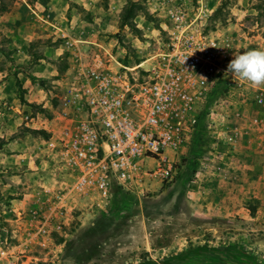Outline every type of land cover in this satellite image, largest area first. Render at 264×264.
<instances>
[{
    "label": "rangeland",
    "instance_id": "1",
    "mask_svg": "<svg viewBox=\"0 0 264 264\" xmlns=\"http://www.w3.org/2000/svg\"><path fill=\"white\" fill-rule=\"evenodd\" d=\"M197 2L0 0V264H137L203 243L220 252L189 264H264V86L231 89L210 130L213 150L196 163L185 151H167L169 161L176 155L175 174L165 183L145 178L131 212L113 217L73 194L61 231L37 233L72 179L47 149L49 135L25 124L40 127L57 113L73 51L87 45L132 67L165 47L164 9L190 11ZM205 2L212 14L204 30L232 56L225 67L234 54L264 50V0ZM66 41L77 48L68 50Z\"/></svg>",
    "mask_w": 264,
    "mask_h": 264
},
{
    "label": "built area",
    "instance_id": "2",
    "mask_svg": "<svg viewBox=\"0 0 264 264\" xmlns=\"http://www.w3.org/2000/svg\"><path fill=\"white\" fill-rule=\"evenodd\" d=\"M211 14L205 0L190 11L177 4L165 8V47L132 67L108 53L73 51L70 83L57 113L40 127L25 124L49 135L47 149L72 179L41 215L38 234L50 237L61 231L73 194L123 216L138 202L145 178L172 179L176 155L169 161L167 151H185L188 158L195 145L196 161L208 156L214 139L210 130L226 95L252 88L225 75V60L232 56L215 32L204 30ZM66 43L68 50L77 48ZM254 100L261 103V95Z\"/></svg>",
    "mask_w": 264,
    "mask_h": 264
},
{
    "label": "clouds",
    "instance_id": "3",
    "mask_svg": "<svg viewBox=\"0 0 264 264\" xmlns=\"http://www.w3.org/2000/svg\"><path fill=\"white\" fill-rule=\"evenodd\" d=\"M225 75L245 81L254 88L264 86V50L234 54L227 64Z\"/></svg>",
    "mask_w": 264,
    "mask_h": 264
},
{
    "label": "trees",
    "instance_id": "4",
    "mask_svg": "<svg viewBox=\"0 0 264 264\" xmlns=\"http://www.w3.org/2000/svg\"><path fill=\"white\" fill-rule=\"evenodd\" d=\"M34 134H41L44 137H47V133L43 131L29 130ZM199 151L197 147L194 145L191 147L188 159H186L190 163H196V157H200ZM133 209V208H132ZM130 210V212L132 211ZM113 217H120V215L113 213L110 211ZM220 252L219 248L210 247L206 243L197 246H190L185 250H182L178 253L171 254L165 257H162L158 260H152L149 258L140 260L137 264H189L197 261L199 258L212 257L214 254H218Z\"/></svg>",
    "mask_w": 264,
    "mask_h": 264
},
{
    "label": "crops",
    "instance_id": "5",
    "mask_svg": "<svg viewBox=\"0 0 264 264\" xmlns=\"http://www.w3.org/2000/svg\"><path fill=\"white\" fill-rule=\"evenodd\" d=\"M78 47L81 49V50H86V48H87V45H78ZM3 95V96H2ZM2 96V97H1ZM6 97V95H4V94H1V91H0V98H5Z\"/></svg>",
    "mask_w": 264,
    "mask_h": 264
}]
</instances>
